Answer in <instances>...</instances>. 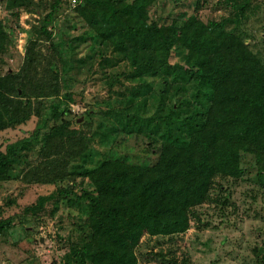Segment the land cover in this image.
<instances>
[{
    "label": "trees",
    "instance_id": "16d2710c",
    "mask_svg": "<svg viewBox=\"0 0 264 264\" xmlns=\"http://www.w3.org/2000/svg\"><path fill=\"white\" fill-rule=\"evenodd\" d=\"M0 2L16 17L24 10L41 13L16 71H3L12 39L0 17V132L33 114L43 120L30 137L6 150L0 146V181L12 178L15 162L26 160L24 150L32 147L38 159L24 169L26 181L67 179L25 207L36 214L53 200L54 211L66 205L82 218L74 221L81 235L64 237L69 241L66 264H141L137 249L143 237L171 242L185 233L201 218L197 207L213 199L214 188H223V179L245 174L243 152L254 154L264 179V60L240 28L264 0H217L226 13L209 21L200 15L209 0H195L192 13L159 20L150 11L158 0H78L77 18L69 27L83 24L90 42H99L94 55L82 58L87 70H98L111 88L119 85L122 97L128 96L124 108L132 110L127 127L157 142L158 153L148 164L108 157L74 167L71 163L86 155L89 136L75 126L79 117H70L77 93L64 92L63 50L67 46L75 52L89 39L79 33L66 38L65 47L59 44L52 24L66 0ZM68 66L73 68L72 60ZM148 76H161L163 84L158 111L146 117L138 105L147 103L153 89ZM191 82L194 101L180 95ZM52 97L56 100L46 105ZM3 211L0 205V238L15 224ZM255 251L264 264V244ZM153 255L159 264H184L172 247Z\"/></svg>",
    "mask_w": 264,
    "mask_h": 264
},
{
    "label": "rangeland",
    "instance_id": "374dc122",
    "mask_svg": "<svg viewBox=\"0 0 264 264\" xmlns=\"http://www.w3.org/2000/svg\"><path fill=\"white\" fill-rule=\"evenodd\" d=\"M47 1L43 0V5ZM66 1L65 9L52 24L62 47H65L66 38L72 35L86 33L87 39L91 36V32L83 24L77 28L69 27L74 23L73 19L77 18L74 7L78 0ZM194 2L195 0H158L150 10L151 18L159 20L160 16L165 17L167 14L192 13ZM261 5L240 28L245 32L247 42L264 60V3ZM225 13L224 9L218 7L217 0H209L207 6L200 10V15L208 21ZM0 17L11 29L12 39L3 56V71H16L24 61L28 37L36 35L34 29L41 13L24 10L16 17L7 14L4 3L0 2ZM90 41L89 39L82 44L75 52L67 46L63 50L66 61L64 92L77 93V101L71 103L70 117L76 115L78 119L81 118L75 126L83 129L89 136L86 155L74 160L72 167L108 157H121L133 163H152L157 158V142L151 143L144 133L127 127V114L132 112L124 108L128 96L122 97L119 93L122 89L117 84L111 88L98 70H87L89 64L82 58L94 55V47L99 45V42ZM174 58L176 57L173 56L172 59ZM71 60L73 68L68 66ZM148 79L153 84V89L147 96V103L142 104L140 101L138 105L141 114L146 117L158 111L163 84L161 76H148ZM195 91L196 85L191 82L180 95L194 101ZM53 100L56 98L45 99L46 105ZM89 109H92V115L85 112ZM42 121L39 115L33 114L27 122L2 130L1 148L6 150L13 143L30 137L37 124ZM113 126H117L119 131L114 133ZM146 127L147 123L144 128ZM24 151L28 156L26 160L17 159L11 172L12 178L0 181L3 217L12 216L15 220L14 226L0 238V264H66L64 254L69 241L64 237L77 238L81 235V229L74 225V221L82 218L75 215V209L66 205L54 211L53 200L46 201L36 214L25 211L26 206L37 202L43 195L51 194L57 185L68 182L67 179L58 182L26 181L22 176L23 171L37 162L38 150L32 147ZM242 164L245 174L238 178L223 179V188H214L213 199L197 207L201 218L194 219L185 233L171 242L163 237L144 236L137 249L140 263L159 264L153 253L161 248L172 247L184 264H259L255 247L264 244V179L258 174L254 154L243 152ZM80 181L81 178L77 179V182ZM10 200L12 202L8 203Z\"/></svg>",
    "mask_w": 264,
    "mask_h": 264
},
{
    "label": "water",
    "instance_id": "95a60500",
    "mask_svg": "<svg viewBox=\"0 0 264 264\" xmlns=\"http://www.w3.org/2000/svg\"><path fill=\"white\" fill-rule=\"evenodd\" d=\"M81 120V118L79 119V121Z\"/></svg>",
    "mask_w": 264,
    "mask_h": 264
}]
</instances>
